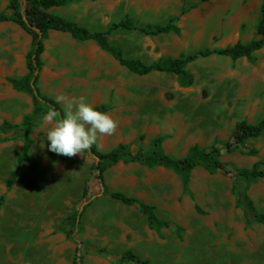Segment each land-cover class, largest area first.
<instances>
[{
	"label": "rangeland",
	"instance_id": "rangeland-1",
	"mask_svg": "<svg viewBox=\"0 0 264 264\" xmlns=\"http://www.w3.org/2000/svg\"><path fill=\"white\" fill-rule=\"evenodd\" d=\"M263 2L165 0L164 8L151 11L141 6V0H129L117 9L120 16L125 12L143 24L166 22L167 17L178 15L180 34L154 36L118 29L108 38L125 57L147 63L162 55L176 57L205 47L247 42L256 36ZM182 6L187 12L180 15ZM100 20H95L92 31L101 28ZM29 49V38L19 26L11 21L0 26V123H18L31 108L29 94L21 96L7 88L9 77L27 72L24 57ZM109 64L115 88L106 104L126 107L123 138L133 148L141 145L147 150V136L164 135L165 152L180 158L193 144L225 141L239 120L256 123L264 118V46L252 61L218 55L196 59L186 66L194 76L188 87L179 86L169 72L139 75L113 60ZM46 113L31 130L30 161L20 166L10 188L6 179L15 167L22 139L0 142V264H73L76 243L58 225L76 210L81 211L77 239L106 250L84 253L79 264H117L127 249L150 264H264V229L259 223L245 226L231 193L230 174L196 167L185 191L168 168L126 163L108 168L104 177L109 190L140 196L153 203L158 217L183 229L181 236L172 227L156 232L136 207L102 193L90 154L69 158L49 151L46 132L51 125L42 119ZM246 144L257 154L241 147L223 151L221 160L236 167L264 161V130ZM248 193L264 212V178L253 182Z\"/></svg>",
	"mask_w": 264,
	"mask_h": 264
},
{
	"label": "trees",
	"instance_id": "trees-1",
	"mask_svg": "<svg viewBox=\"0 0 264 264\" xmlns=\"http://www.w3.org/2000/svg\"><path fill=\"white\" fill-rule=\"evenodd\" d=\"M73 0H9L6 10L0 11V22L12 21L20 26L31 36V48L25 56L27 72L21 77H9L8 81L17 91H22L31 96L32 109L24 114L19 123L2 121L0 123V142L10 138L20 136L22 147L15 159V167L10 170L6 179V187L10 188L14 183L18 169L24 163L30 161V152L33 146L31 130L40 120L44 111L61 108L53 98L41 93L37 87L39 72L43 61L41 54L44 49V40L48 36L49 30H58L69 33L77 40H94L97 45L111 56L122 66L131 72L139 75H146L150 72H169L175 75L176 81L181 87H188L194 81L193 74L186 68L187 64L201 57L211 55L227 56L231 60L245 57L254 60V53L264 46V2L260 6V17L256 24L255 37L247 42L237 41L231 45L223 47H205L194 52L183 53L176 57L160 56L156 60L147 63L139 58H127L118 45L111 44L108 34L114 30H137L145 35H159L165 33L180 34V27L177 25L178 15H173L164 23H144L140 24L129 15L122 19L111 22L106 30H89L76 21L58 16L48 11L50 7L62 6L71 3ZM202 2L209 0H201ZM187 12L182 6L180 15ZM98 111L107 112L110 108L107 104L94 106ZM264 130V118L256 123H249L242 119L235 123L230 136L225 140L215 139L208 146L198 144L191 145L186 154L180 158L168 155L163 147V135H158L150 141V146L144 150L140 146L135 148L131 144L119 143L108 151H100L93 145L90 151H86L94 159L93 170L95 178L102 187V193L114 200L120 201L125 205L136 207L145 217L150 229L159 232L162 228L172 227L171 223L157 216L155 206L146 203L136 196L126 194L122 191L109 190L105 184L104 173L111 166L123 163H138L146 168L162 166L174 172L183 187L187 190L190 175L196 167H203L209 173L223 171L230 174L231 193L234 197L235 206L240 208L243 213L244 224L249 226L252 223H259L264 229V212L257 209L253 199L248 193L251 184L260 178H264V161L257 160L250 167H236L232 162L221 160L222 152L230 153L241 147L251 154L256 155L257 150L247 146L246 140L259 136ZM87 189L83 191L86 195ZM2 196L0 197V202ZM198 212H202L199 206L195 205ZM81 211L76 210L65 215L58 225V230L66 238L74 241L75 256L73 264H79L86 252L102 253L104 248L95 247L91 243L78 240L76 234L81 231L80 226ZM173 233L181 236L183 230L181 226L172 227ZM150 264L147 258H142L130 249L124 250L118 256L117 264Z\"/></svg>",
	"mask_w": 264,
	"mask_h": 264
},
{
	"label": "crops",
	"instance_id": "crops-1",
	"mask_svg": "<svg viewBox=\"0 0 264 264\" xmlns=\"http://www.w3.org/2000/svg\"><path fill=\"white\" fill-rule=\"evenodd\" d=\"M127 1L129 0H73L66 5L50 7L48 11L69 20L76 21L89 30H92L95 27L93 25L95 20L97 21V19L100 18L101 28L99 30H106L111 22H116L122 19L125 15H128L124 12L122 16H120L117 11L120 6L127 4ZM8 2L9 0H0V11L6 10ZM141 6L144 7L145 10L157 11L161 7L164 8L165 0H141ZM169 17H167L166 20H168ZM5 22L6 21L0 22V26L5 24ZM22 32L27 36V39L29 38L31 48V36L23 29ZM41 58L43 65L39 72L37 87L43 95L53 98L54 100L55 97L61 93L69 97L83 96L86 102L93 107L100 104H106L107 101H109L111 93H113L115 88V80L111 78L109 61L113 60L116 63L118 62L111 56V54L102 50L94 40H77L67 32L49 30L48 36L44 40V49ZM7 88L15 91L11 83L7 85ZM16 92L21 96L26 95V93L22 91L16 90ZM119 98V95H117V100ZM26 100L28 101L29 99L26 98ZM30 100L32 102V99ZM30 100L28 102H30ZM31 109L32 105L30 109L24 111V114L29 113ZM125 109L126 107L124 105L115 103L112 105V108L107 110L106 113L111 115L112 118L118 122V128L114 135L99 138L96 147L100 151H108L119 143L130 144L129 139L124 140L123 138V127H125L127 122V118L123 116ZM22 116L20 117V121ZM20 121H18V123ZM156 136L157 135L154 134L146 137L145 141L148 146H150V141ZM162 147L164 149L163 142ZM126 164L144 167L138 163ZM158 167L163 168L162 166ZM136 197L143 200L140 196ZM143 201L153 205L151 202Z\"/></svg>",
	"mask_w": 264,
	"mask_h": 264
},
{
	"label": "clouds",
	"instance_id": "clouds-1",
	"mask_svg": "<svg viewBox=\"0 0 264 264\" xmlns=\"http://www.w3.org/2000/svg\"><path fill=\"white\" fill-rule=\"evenodd\" d=\"M56 104L61 110L51 109L42 119L50 124L46 132L49 151L69 158L90 151L103 136L116 133L118 122L108 113L96 110L83 96L58 94Z\"/></svg>",
	"mask_w": 264,
	"mask_h": 264
}]
</instances>
